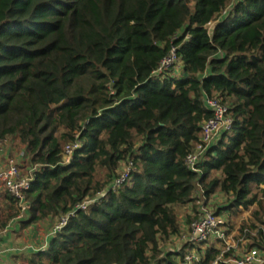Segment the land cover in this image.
I'll use <instances>...</instances> for the list:
<instances>
[{
	"label": "trees",
	"instance_id": "trees-1",
	"mask_svg": "<svg viewBox=\"0 0 264 264\" xmlns=\"http://www.w3.org/2000/svg\"><path fill=\"white\" fill-rule=\"evenodd\" d=\"M173 48L180 75L155 77ZM207 98L229 107L233 128L197 173L186 161L213 117ZM9 138L34 170L22 224L75 211L27 264H180L185 252L163 247L182 234L181 212L195 219L198 187L227 196L224 211L256 205L238 241L264 250V0H0ZM5 194L3 227L22 214ZM199 252L200 264L236 254L224 240Z\"/></svg>",
	"mask_w": 264,
	"mask_h": 264
},
{
	"label": "built area",
	"instance_id": "built-area-1",
	"mask_svg": "<svg viewBox=\"0 0 264 264\" xmlns=\"http://www.w3.org/2000/svg\"><path fill=\"white\" fill-rule=\"evenodd\" d=\"M179 61L176 48H173L169 55L162 61L160 68L155 72L154 76L159 77L166 74L171 68ZM207 108L213 113V117L204 123L202 129L201 143L196 147L195 151L188 156L187 166L194 172H200V164L205 161V156L210 147L215 144L224 134L230 133L233 128V118L229 113V107L224 105L218 98H207ZM8 139H0V184L10 196L19 202L21 207L22 218H29L30 205L26 200V193L32 188L33 175H27L24 173V167L28 165V159L25 155L24 149L21 151L20 157H9L6 161H2L1 157L4 154L6 147H8ZM75 145L74 148H78ZM74 149H68V157L66 164L72 161V152ZM132 164L125 167L124 172L120 174V177L114 181L111 189L116 190L122 187L131 177ZM207 199L204 191L198 187L197 191V213L194 215L195 219L189 227V233L186 235L182 232L180 237L184 240L185 246H180L173 249L175 252H185V258L180 264H200L203 260V255L199 252L200 249L213 241L224 240L225 236L222 229L225 226L224 214L219 212H212L208 209ZM88 203H83L78 207L80 210H86ZM71 215L63 217L60 222L55 226L53 231L54 235L60 232L68 223ZM264 233V228H263ZM229 247V246H228ZM200 248V249H199ZM231 248L236 247L231 246ZM203 251V248H202ZM221 260L223 259L220 258ZM227 264H264V250L258 248H252L245 250L242 253L236 254L233 258L229 259ZM217 264V263H216Z\"/></svg>",
	"mask_w": 264,
	"mask_h": 264
},
{
	"label": "crops",
	"instance_id": "crops-1",
	"mask_svg": "<svg viewBox=\"0 0 264 264\" xmlns=\"http://www.w3.org/2000/svg\"><path fill=\"white\" fill-rule=\"evenodd\" d=\"M13 140L18 142L17 139ZM23 149L21 145L20 150L23 151ZM17 154H13L12 149L8 145L1 159L2 161H6L9 157L19 158L21 154ZM0 193H6L1 184ZM7 203L6 194L3 197L0 195V264H27L25 260L27 257H30L34 253L44 251L49 245L53 233L50 234V229H47L46 224L50 226L54 222L47 220L45 222L24 226L22 222L28 219L22 218L20 215L19 218L12 220L6 227H3L2 223L6 220L9 213ZM41 234L43 235L41 239L42 241L44 240V245L39 247L36 241H40L37 237H40Z\"/></svg>",
	"mask_w": 264,
	"mask_h": 264
},
{
	"label": "rangeland",
	"instance_id": "rangeland-1",
	"mask_svg": "<svg viewBox=\"0 0 264 264\" xmlns=\"http://www.w3.org/2000/svg\"><path fill=\"white\" fill-rule=\"evenodd\" d=\"M180 68H181V63L178 61V63L176 65H174L171 68V73L174 75H180ZM17 141L13 140V138L9 139V146L12 149V153L19 155L21 153V144L19 143V141L16 143ZM126 166H123L122 171L124 172ZM24 173H26L27 175H31V171L33 170L32 168L30 169L29 165H26L24 167ZM120 173V174H121ZM0 195L3 197L5 194L4 193H0ZM233 198H231L232 201ZM230 202H228V197L221 194V193H217L216 195L212 196L210 199H208L207 201V205H208V209H210L212 212H222L220 213L221 215L224 214L225 220H226V224L223 227L222 231L223 233H225L227 235V238L225 236L226 239V245L227 247H231L234 246L236 247V251L237 254L238 253H242L245 250H242V246H239V241L238 239H240V243L242 245H247L246 242L243 241V238L241 236V227L243 225V223H248L251 219H253V213L255 210H257V206L254 205L252 207H250L249 209H245V208H241L240 211H238L237 213H233L232 211L228 210V211H224L223 209H225V207H227L229 205ZM191 209H186L183 212L180 213V222H181V231L183 233H185L186 235H188L189 233V227L190 225H188L187 220H188V215L191 214ZM222 210V211H221ZM53 225L47 226L48 224H46L47 229H50V234L53 233L55 226L58 224L56 223L55 220H53ZM50 224V223H49ZM38 229V228H37ZM41 236H43L42 234L40 235V237H37L40 239V241H36V244L39 245V247H42L44 245V240L42 241ZM54 236V233H53ZM35 238V239H37ZM35 241V240H34ZM218 244V241H213L210 242L208 244V246L212 245V244ZM185 246V242L184 240L180 237H174L172 239V241L170 243H167L164 247L163 250L164 251H169L171 249H176L180 246ZM203 251L202 253L204 254L205 250L207 249V247L203 246Z\"/></svg>",
	"mask_w": 264,
	"mask_h": 264
}]
</instances>
